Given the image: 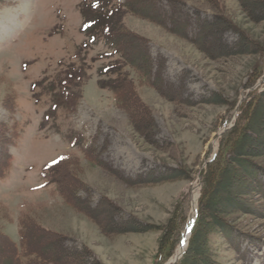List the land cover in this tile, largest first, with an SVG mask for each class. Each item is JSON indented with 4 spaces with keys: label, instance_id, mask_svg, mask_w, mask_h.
<instances>
[{
    "label": "rangeland",
    "instance_id": "rangeland-1",
    "mask_svg": "<svg viewBox=\"0 0 264 264\" xmlns=\"http://www.w3.org/2000/svg\"><path fill=\"white\" fill-rule=\"evenodd\" d=\"M160 2L168 10L169 0ZM92 3L0 0V160L10 163L0 176V237L20 244L21 218L26 216L66 235L69 247L89 251L83 262L60 264H167L188 244L185 238L165 259L160 241L166 226L186 202L190 220L193 198L201 195L202 173L219 150L225 122L232 116L228 125L236 121L255 72L262 73L255 88L264 90V17L252 18L242 0H180L176 10L193 23L198 15L212 20L218 12L247 35L245 52L212 58L159 25L112 8L111 1L101 0L104 5L93 11ZM87 15L94 27L118 24L147 37L152 57L165 60V93L147 84L137 87L155 123L154 142L136 131L113 91L102 86L109 75L100 68L112 50L105 39L93 42L84 32ZM225 39L234 44L238 34L227 30ZM68 95L75 96L74 106ZM258 131L254 145L260 150L250 156L264 165V123ZM70 157L79 165V196L90 195L93 206L103 200L116 206L122 218L135 216L154 228L103 232L45 177L50 164ZM113 169L131 178L153 169L169 174L177 170V175L129 184ZM228 195L223 200L227 204ZM224 215L261 236V246L244 242L239 251L213 231V257L221 264H264V215ZM3 261L10 262L0 252Z\"/></svg>",
    "mask_w": 264,
    "mask_h": 264
},
{
    "label": "trees",
    "instance_id": "trees-1",
    "mask_svg": "<svg viewBox=\"0 0 264 264\" xmlns=\"http://www.w3.org/2000/svg\"><path fill=\"white\" fill-rule=\"evenodd\" d=\"M106 1L114 4L112 8L148 20L180 36L212 58L242 53L248 46L247 35L224 20L218 12L212 20L202 19L198 15L193 23L190 17L176 10L180 0H169L168 10L164 9L160 0H125L122 4H116L114 0ZM242 2L243 9L248 10L252 18L264 17V0ZM103 5L101 0H93L90 10L101 8ZM89 16H86L84 32L93 42L100 38L105 39L110 43L112 50L104 56L107 63L100 68L102 75H109V81H103L105 85L102 82V86L113 91L116 101L129 114L136 131L154 142L155 123L137 87L140 84H147L165 93V60H155L152 57L151 44L147 37L118 24L108 23V26L102 29L94 27L96 25L90 24ZM227 30H233L238 34L236 43L230 44L225 39ZM253 75L255 76L248 84L250 90L238 107L240 112L236 121L233 125H228L233 117L231 114L232 117L225 122L227 129L220 136L219 150L202 173L196 222L191 231L189 244L175 264H193L194 260L199 264H221L211 254L209 234L213 231L221 232L227 245L239 251L242 250L244 242L254 248L261 246V236L248 233L241 226L231 223L224 215L225 212L230 214L232 211L251 216L264 215V165L250 156L256 153V150H260L254 143L259 138V124L264 123V90L255 88L262 73L255 72ZM67 97L69 104L74 106L75 96ZM6 157L9 158V155ZM2 159H5L4 156ZM76 159L73 157L60 159L50 164L45 173L48 182H55L57 189L68 202L81 207L105 233L146 232L154 228L153 225L144 223L135 216L122 218L117 214L119 209L116 206H107L103 200L93 206L90 195L85 198L79 196L80 185L77 181L79 165ZM72 161L76 165H69ZM9 166V161L0 160V176L3 174V168L8 169ZM113 172L129 184L159 182L177 175V170L169 174L153 169L131 178L117 169H113ZM224 194H229L228 204L223 201ZM190 200L191 195L188 194V201ZM181 207L183 210L178 209V213L169 220L160 241V254H165L167 260L173 256L175 247L182 240L183 232L188 225L187 202ZM21 225L20 244L6 236L0 237L1 256L3 259L9 258L10 262L7 264H60L65 261L79 263L83 262L82 259L89 253L84 248L78 250L69 247L66 235L45 228L39 221L23 216ZM0 264L6 263L3 261Z\"/></svg>",
    "mask_w": 264,
    "mask_h": 264
},
{
    "label": "bare ground",
    "instance_id": "bare-ground-1",
    "mask_svg": "<svg viewBox=\"0 0 264 264\" xmlns=\"http://www.w3.org/2000/svg\"><path fill=\"white\" fill-rule=\"evenodd\" d=\"M198 197L199 196H196L195 197V199H194V204H196L197 203V201H198ZM196 207H197V205H196ZM196 207H194L195 209H196ZM193 208V214H192V216H191V218H190V220L188 221V226H187V228H186V231H185V233H184V237L182 238V240H184L185 238H186V240H187V242H186V245L188 244V239H189V234H190V231H191V228H192V225H193V223H194V221H195V209ZM189 229V230H188ZM182 240H181V242H182ZM181 242L179 243V245L181 244ZM178 245V246H179ZM184 247H186L185 245L184 246H182V249L184 248ZM184 251V249L181 251H179L178 252V254H177V250H176V256H179L182 252Z\"/></svg>",
    "mask_w": 264,
    "mask_h": 264
},
{
    "label": "water",
    "instance_id": "water-1",
    "mask_svg": "<svg viewBox=\"0 0 264 264\" xmlns=\"http://www.w3.org/2000/svg\"><path fill=\"white\" fill-rule=\"evenodd\" d=\"M226 129V127L225 128H223V130L221 131V133L224 131ZM194 208V207H193ZM195 217L197 216V214H198V205H197V207H196V209H195ZM196 219V218H195ZM194 224V223H193ZM182 254L183 253H181L179 256H176V255H174L173 256V258L172 259H170V261H168V263L167 264H174V263H176V261L182 256Z\"/></svg>",
    "mask_w": 264,
    "mask_h": 264
}]
</instances>
